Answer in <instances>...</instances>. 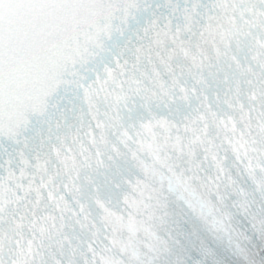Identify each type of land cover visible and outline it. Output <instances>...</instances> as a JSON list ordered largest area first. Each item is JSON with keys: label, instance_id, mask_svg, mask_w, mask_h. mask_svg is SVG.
I'll return each instance as SVG.
<instances>
[{"label": "snow or ice", "instance_id": "6c2138e0", "mask_svg": "<svg viewBox=\"0 0 264 264\" xmlns=\"http://www.w3.org/2000/svg\"><path fill=\"white\" fill-rule=\"evenodd\" d=\"M142 13L143 26L130 30L139 43L129 47L128 35L117 45L114 34L125 37ZM66 85L79 125L61 132L71 128L61 117L37 144L24 132ZM229 150L237 176L264 189V0H0V264H145L138 233L154 255L167 250L152 224L165 182L201 180L207 167L209 191L223 183L244 196L220 155ZM120 159L143 178L123 176ZM180 160L187 169L177 173ZM93 172L108 191L121 176L119 209ZM239 207L249 211L246 200ZM228 215L216 218L225 233ZM73 225L91 233L87 256L65 231ZM252 227L264 232V217L253 214ZM54 236L66 256L44 243Z\"/></svg>", "mask_w": 264, "mask_h": 264}]
</instances>
